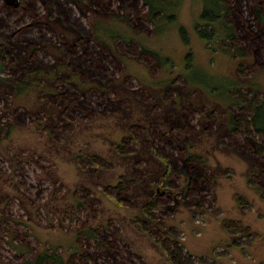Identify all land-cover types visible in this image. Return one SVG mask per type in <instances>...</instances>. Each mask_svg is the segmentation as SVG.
<instances>
[{
    "label": "rangeland",
    "instance_id": "rangeland-1",
    "mask_svg": "<svg viewBox=\"0 0 264 264\" xmlns=\"http://www.w3.org/2000/svg\"><path fill=\"white\" fill-rule=\"evenodd\" d=\"M61 1L62 21L38 1L18 23L0 11L32 46L29 66L54 72L41 79L48 91L21 100L11 92L21 68L0 56V264H33L46 249L92 264L104 241L111 264H264V133L253 132L257 154L230 119L250 115L234 102L252 94L241 86L264 100V51L255 66L220 40L222 19L207 26L218 0H174L161 33L141 0ZM96 3L102 14L87 9ZM93 24L119 40L99 49Z\"/></svg>",
    "mask_w": 264,
    "mask_h": 264
},
{
    "label": "trees",
    "instance_id": "trees-1",
    "mask_svg": "<svg viewBox=\"0 0 264 264\" xmlns=\"http://www.w3.org/2000/svg\"><path fill=\"white\" fill-rule=\"evenodd\" d=\"M36 1L42 3V5L45 7L46 13L44 14L47 15L48 13L50 15L57 16V20L59 19V21H62L61 16L58 18V16L60 15L59 12L63 6V3L61 0H25L22 2L20 9H11V10L0 9V11L3 13L4 12L8 13V15L11 17H14L15 20H17L16 22L18 23L19 16L21 14H24L26 11L28 12L27 14H30V11H31L30 9L32 8L33 5H35ZM85 1L87 3V6H89L90 4L88 3V1L90 0H85ZM123 1L125 2V0ZM141 1L143 2V5L147 9L146 16H145L146 19L154 25V27L157 30V33L164 32L165 30V29L159 30L160 29L159 25L161 23L172 22L175 20L174 17L176 16V14L174 15L171 14L172 5L174 4L173 3L174 0H141ZM243 1L246 2L245 6L242 5ZM243 1H240L238 5L236 6V10H234L233 7H231V5H229L228 2H226V0L224 1L218 0L216 12L209 10L210 12H208L207 14L204 11V15L202 19L207 20L206 21L207 26L211 27L214 32H216V29H217L215 27L216 26L215 22H219L220 19H222L223 21L222 23L226 27L225 32L227 34L225 33L220 34V40L222 41V38L224 37V35L227 36V38L231 41V43H234L232 49L236 50V53H238L239 56H241L242 58H244L245 56L247 57L251 56L253 53L256 58L255 66H257V62H261L260 56L262 55V52L264 51V44H263L264 27L260 25V23L261 24L263 23L264 25V0H243ZM71 2H73V0H71ZM73 3L78 6L77 3L75 2ZM170 3H171V6H170ZM95 5H96V8L87 7V9H89L90 11L94 10V13L102 14L101 11H103V8H101V6H99L97 3ZM0 7H4V3L2 1H0ZM80 8L83 10V7H80ZM31 14H33V11H31ZM61 14H62V11H61ZM214 15H216V20H214L215 18H212L214 17ZM231 15L234 18H232ZM130 17L131 15L122 16L121 18H119V20H122L125 23H129ZM230 17L233 22L232 23L233 27L234 26L236 27V32L234 31L231 32L230 29L232 28L225 23V20L226 22L227 20L230 21L229 19ZM251 17H254V19L256 20L255 27L253 24H249L252 21ZM206 23H204V25ZM247 24H249V26ZM97 26L100 27L99 24H97ZM97 26L95 27L93 24L92 36H94V40H97L96 43L98 44L99 49L105 50V48L107 47L109 43H115L116 41L119 40L120 34L118 33L116 28L114 27L109 28L103 25L101 28L98 29ZM0 30L1 31L4 30L3 33L0 31V56H2L5 60L6 59L13 60L14 58H16V61H17L16 63L19 64V67L21 68V72H22V74H19L14 81L15 85L13 86L11 90L12 95L23 100V98H25L27 95H31L32 93L35 94V93H38L39 91H42V92L48 91L47 88L42 87L41 79L42 77H47V78L52 79V77L54 76L53 74L54 72L45 71L42 69H36L35 67L29 66V64L34 63L31 61L32 56H34L33 55L34 51L32 53V49H31L32 46L28 44L27 41L23 42L21 40H18L19 39L18 37L20 34L19 30H12L10 25L7 24L2 18H0ZM57 34L59 37H65L64 33L61 31H59ZM202 35H205V34H202ZM182 36H183V39H185V36L183 34ZM205 36H211V35H205ZM126 41L127 43H129L128 40ZM106 56L110 57L112 55L109 54ZM158 56H155V57L159 58ZM54 59H55L54 60L55 63H54L53 70L56 69V66L58 63V59L55 57ZM98 63L100 64L99 66H101V69L105 68V65L104 64L102 65L100 61H98L97 64ZM261 66H264V60H262ZM63 69H64L63 65L58 66V72L60 74L63 73L64 71ZM69 76H71L70 77L71 82L81 83V80L77 75H69ZM88 88L92 89L93 87H88ZM240 88L243 90L251 91L252 94L250 95V98L246 95H241V93L239 92V94L237 95L238 100L235 101L234 98L233 100L237 108L241 109V112H248L250 115L248 116V118L247 117L245 118L244 116L240 117V115L231 116L230 118L231 127H233V129L236 130L237 132L241 131V133L244 134L246 141L249 142L251 150L258 154L262 152V147L260 143L258 142V140L256 139V137L253 135V132L256 131L259 133H264V123H263L264 122V100L260 101L256 98L257 90H255L254 88L247 87V85L241 86ZM84 94L85 96H88L87 92H84ZM241 127H244L243 131L241 130ZM250 127H252V130ZM6 128H5V131H6L5 134L8 137L10 134V130ZM46 128L49 129V127H46ZM262 156H264V154H262ZM162 160L166 164L165 174L167 175L168 173L171 174V172L175 170L174 162L172 161V159H169L168 157H164V156H162ZM181 160L183 161L186 169L190 170L191 168L192 169L195 168V166L192 165V159L190 156L184 157L183 155L181 156ZM93 162L95 163L96 161H93ZM257 166L258 165L255 164L254 169L256 170L254 171V174L250 175L252 176V178L254 177L256 173L258 174L257 170L259 169ZM262 171H264V169H262L261 172ZM198 189L199 188L197 187L196 190L198 191ZM147 204L143 206V212L145 214H147L146 210L149 207ZM102 245H103L104 251L100 252V254L93 257L94 263L92 264H101L98 262L100 258L99 255L104 256L105 257L104 259L108 264L112 263L111 257L114 255L112 254L113 249L111 248L110 243L104 241L102 242ZM85 256L88 258L90 257L86 254ZM33 264H65V263H63L61 256L57 252L46 249L42 252H39Z\"/></svg>",
    "mask_w": 264,
    "mask_h": 264
},
{
    "label": "flooded vegetation",
    "instance_id": "flooded-vegetation-1",
    "mask_svg": "<svg viewBox=\"0 0 264 264\" xmlns=\"http://www.w3.org/2000/svg\"><path fill=\"white\" fill-rule=\"evenodd\" d=\"M23 1L25 0H4V7H0V9L3 10L20 9V6ZM244 58L247 59V56H245Z\"/></svg>",
    "mask_w": 264,
    "mask_h": 264
},
{
    "label": "bare ground",
    "instance_id": "bare-ground-1",
    "mask_svg": "<svg viewBox=\"0 0 264 264\" xmlns=\"http://www.w3.org/2000/svg\"><path fill=\"white\" fill-rule=\"evenodd\" d=\"M0 1H2L4 3V0H0Z\"/></svg>",
    "mask_w": 264,
    "mask_h": 264
}]
</instances>
